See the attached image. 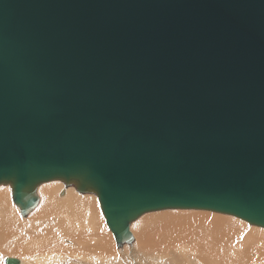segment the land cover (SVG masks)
I'll return each mask as SVG.
<instances>
[{
    "label": "water",
    "instance_id": "1",
    "mask_svg": "<svg viewBox=\"0 0 264 264\" xmlns=\"http://www.w3.org/2000/svg\"><path fill=\"white\" fill-rule=\"evenodd\" d=\"M264 226V0H0V183ZM5 264H19L6 258Z\"/></svg>",
    "mask_w": 264,
    "mask_h": 264
},
{
    "label": "rangeland",
    "instance_id": "2",
    "mask_svg": "<svg viewBox=\"0 0 264 264\" xmlns=\"http://www.w3.org/2000/svg\"><path fill=\"white\" fill-rule=\"evenodd\" d=\"M6 183V189L10 187L13 190V186L9 182ZM48 184H61L62 187H71L76 191L80 184L76 181H64L60 179L51 180L47 182H42ZM45 185L43 188H47ZM89 192H95L92 189H85ZM96 193V192H95ZM97 194V193H96ZM0 195L3 198H7V193L4 188L0 186ZM30 196L35 197L34 193L31 192ZM62 197V196H61ZM98 197V195H97ZM39 199H43L42 195H40ZM99 200V197H98ZM100 210L97 215L104 214L101 202L99 200ZM37 207L40 209V205L36 203ZM19 206V205H18ZM20 207V206H19ZM16 207V208H19ZM14 213V219L11 225H8V237L3 230H0V252L6 256L19 255L18 252L15 253L14 243L19 240V235L22 234L25 237L29 235V237H34L36 234L39 235V231L37 229H33L31 232H28L29 228L24 222L19 220L17 217V213L15 212V208L10 209ZM21 212L24 211L21 209ZM27 209L26 211H28ZM99 219H97L98 225L89 231H77V232H66L60 234L58 239V244L54 249L57 251L56 259L54 258V264H60L63 262L64 264H91L87 261H92V264L100 257L107 256L110 258L111 264H116V259L121 262V258L118 257L120 250L122 247H129L133 245V240L136 238L133 235V231L135 228H143L147 225V222L151 225L154 221H156L154 234L163 232L164 228L158 227L159 224L169 223L172 226L176 224L181 226L182 221L185 220L187 223V228L192 230H186V232L182 233H174V229H170L171 235L174 234L176 237H180L182 234L184 236H188L187 240L177 239L172 245V253L173 256H177L176 261L173 258H166L161 254V251H158L159 248H144L141 250L139 245L138 252L134 254L137 257L136 264H161L163 261L169 260L170 264H206L205 260L209 252L211 251L213 245L218 242H228L229 246L224 249L226 255L220 257L218 264H232L228 260V257L236 256L241 253V247L237 248L236 252L232 251L230 248L232 243L230 238L232 235L236 237V239L240 242L244 241V238L248 236L249 232L251 233V237H258L259 234L264 236V226L258 225L255 223H251L247 220L241 219L239 217L222 214L207 210H196V209H165V210H157L151 211L142 214L137 219L132 221L128 227V236H122L121 238H115L113 233L110 231L109 226H106V229L110 235V238L116 244L115 248L112 252L106 254L102 249L99 248L98 236H100L101 240L103 236L101 235V230L104 228V223H99ZM148 219V220H147ZM54 221V218L51 219ZM103 221L102 219H100ZM174 222H177L176 224ZM10 226V227H9ZM202 227H207L202 229ZM72 233V234H71ZM73 236L74 241L71 243L65 242V235ZM145 234V233H144ZM130 238V244L126 242L127 238ZM198 238V240H191ZM192 247L196 249V254L191 255L192 253L188 251V248ZM9 248L13 250H9ZM22 254V253H21ZM169 257V256H168ZM242 260V258H241ZM240 261V258H239ZM123 264H125L124 260H122ZM238 264V262H237Z\"/></svg>",
    "mask_w": 264,
    "mask_h": 264
},
{
    "label": "bare ground",
    "instance_id": "3",
    "mask_svg": "<svg viewBox=\"0 0 264 264\" xmlns=\"http://www.w3.org/2000/svg\"><path fill=\"white\" fill-rule=\"evenodd\" d=\"M45 185H47V183L43 185L40 183L32 190L37 199L36 203L40 205L41 208L39 209L35 204L28 211L24 210L21 212L20 207L14 202L13 190L10 187L6 189L5 182L0 183V186L4 188L7 193L6 199L0 195V230H3L8 237V225H11L14 219V213L10 210L13 207L17 213V217H19L18 222H24L29 228L28 232L37 229L40 233L37 236L35 234L32 238L29 237V235L25 237L20 234L19 240L14 243L15 253L18 252V254H20L18 256L13 255L12 257L11 255L6 256L0 252V264H5L4 260L6 258L18 259L19 264H54V258L56 259L57 256V251L54 249L58 244L60 234L62 232L66 233L71 231L73 233L74 231L71 228H73L74 225H79V231L90 230L98 225V218L103 220L101 221L99 219V223H104V228L101 230L103 239L101 240L100 236H98L99 248L106 254L113 251L116 244L112 241L106 229L107 221L105 215H97L100 210V204L95 192L81 189L80 186H78L75 191L72 186L70 188L62 187L61 184L54 183L52 185L48 184L47 188H43ZM40 195H42L43 199H39ZM52 218H54V221L51 220ZM174 223L176 224L177 222ZM186 223L187 222L183 220L181 226L177 224L175 226L170 225L168 229H174V233H184L187 228ZM205 228L207 227H202V229ZM192 229L193 228L186 230ZM71 234L65 235L66 243L72 242L70 240V238L73 237ZM171 236L172 237H168L166 234L161 233L156 235V239L160 242L162 253L176 261L177 256H173L172 245L177 239L187 240L188 236H184L183 234L180 237H176L174 234ZM191 240H198V238ZM230 241L232 243L230 248L232 251L236 252V254L237 248L241 247L240 254L228 257V261L232 264H237V262L238 264H243V256H248L250 252L253 253L258 249V237H251L250 232L248 236L244 238L243 242L238 241L234 235L231 236ZM126 242H131L129 237L126 239ZM139 242L141 245H148L151 239L149 236H146L140 238ZM228 246V242L220 244L216 242L209 252L205 263L218 264L220 257L226 255L224 249ZM9 250L13 249L9 248ZM188 251L192 253L191 255L196 254L195 248L189 247ZM254 260L258 264H264V252L255 255ZM87 262L92 264V261ZM60 264L64 263L61 262ZM93 264H111V262L110 258H107L105 255L98 258Z\"/></svg>",
    "mask_w": 264,
    "mask_h": 264
},
{
    "label": "crops",
    "instance_id": "4",
    "mask_svg": "<svg viewBox=\"0 0 264 264\" xmlns=\"http://www.w3.org/2000/svg\"><path fill=\"white\" fill-rule=\"evenodd\" d=\"M148 220V219H147ZM155 225H156V221H154L151 225L149 224V222H147V225L143 228H135L133 231V235L136 236V238L133 240V245L127 248V247H122L120 250V253L118 254V257H120L122 260H124L125 264H136L137 263V257L134 256V254L136 253V250L138 252V247L137 245H139L141 250H144V248H159L158 251H161L160 249V242L156 239V235L161 234L163 232L160 233H156L154 234V230H155ZM170 226L169 223L166 224H159L158 227L164 228V234H166L168 237H172L171 236V231L170 229H168ZM79 225H74L73 228H71L74 232L79 231ZM89 231V230H86ZM145 233V234H144ZM149 236L151 239V242L148 245H141L139 240L140 238ZM70 240L73 242L74 239L73 237L70 238ZM130 244V243H128ZM257 246L258 249L257 251H254L253 253H249V255H244L243 256V264H258L255 260H254V256L264 252V238L261 236V234L258 235V242H257ZM161 254L166 257V258H170L166 255H164L161 251ZM119 262L118 259H116V264H123V262ZM154 264V263H153ZM161 264H170L169 260L163 261Z\"/></svg>",
    "mask_w": 264,
    "mask_h": 264
}]
</instances>
